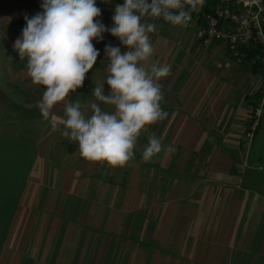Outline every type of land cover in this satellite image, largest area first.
Segmentation results:
<instances>
[{"label": "crops", "instance_id": "crops-1", "mask_svg": "<svg viewBox=\"0 0 264 264\" xmlns=\"http://www.w3.org/2000/svg\"><path fill=\"white\" fill-rule=\"evenodd\" d=\"M124 0H96L113 26ZM42 0H0V264H264V114L245 137L264 95L258 68L223 46L203 47L196 23L164 20L150 34L152 59L168 63L161 80L168 118L149 131L174 153L110 168L81 157L76 142L42 118L44 88L27 75L14 42ZM100 55L83 87L57 105L80 101L85 116L109 63L105 46L127 49L110 32L93 41ZM105 94L109 86L104 84Z\"/></svg>", "mask_w": 264, "mask_h": 264}, {"label": "clouds", "instance_id": "clouds-1", "mask_svg": "<svg viewBox=\"0 0 264 264\" xmlns=\"http://www.w3.org/2000/svg\"><path fill=\"white\" fill-rule=\"evenodd\" d=\"M202 5L203 0H124L115 7L113 26L107 28L97 19L101 9L96 0H42V12L25 17L26 26L14 42L20 59L27 58L28 77L45 89L38 102L42 118L54 130L62 125L61 135L78 144L86 161L113 169L134 160L138 139L146 132L144 162H154L161 152L174 153V146H165L149 131L151 125L168 118L161 107V80L171 75L172 66L152 59L156 50L150 34L157 31V25L143 18H162L174 27H187L192 13ZM105 32L127 49L105 46L107 76L92 92L96 101L113 110H103L93 102L92 114L86 117L77 100L65 103L64 117H56L54 108L83 87L100 55L93 41H102Z\"/></svg>", "mask_w": 264, "mask_h": 264}, {"label": "built area", "instance_id": "built-area-1", "mask_svg": "<svg viewBox=\"0 0 264 264\" xmlns=\"http://www.w3.org/2000/svg\"><path fill=\"white\" fill-rule=\"evenodd\" d=\"M160 20L163 19L152 21ZM191 22L197 26L194 35L197 43L203 47L219 44L239 62L249 57L264 85V0H203L202 7L192 13ZM262 114L264 95L251 115L245 134L248 145Z\"/></svg>", "mask_w": 264, "mask_h": 264}, {"label": "trees", "instance_id": "trees-1", "mask_svg": "<svg viewBox=\"0 0 264 264\" xmlns=\"http://www.w3.org/2000/svg\"><path fill=\"white\" fill-rule=\"evenodd\" d=\"M249 56H250V54H249Z\"/></svg>", "mask_w": 264, "mask_h": 264}]
</instances>
